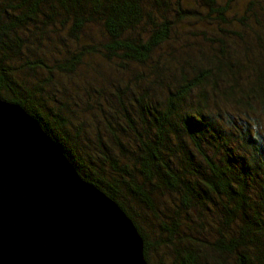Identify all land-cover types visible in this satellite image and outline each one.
<instances>
[{
  "label": "trees",
  "instance_id": "16d2710c",
  "mask_svg": "<svg viewBox=\"0 0 264 264\" xmlns=\"http://www.w3.org/2000/svg\"><path fill=\"white\" fill-rule=\"evenodd\" d=\"M52 74L72 87L49 100ZM0 99L131 219L145 261L150 243L125 203L169 217L172 231L188 222L165 192L183 213L200 210L197 227L202 209L217 213L212 264H264V134L250 114L264 121V0H0ZM226 105L244 121L234 148ZM195 261L186 250L177 264Z\"/></svg>",
  "mask_w": 264,
  "mask_h": 264
},
{
  "label": "water",
  "instance_id": "95a60500",
  "mask_svg": "<svg viewBox=\"0 0 264 264\" xmlns=\"http://www.w3.org/2000/svg\"><path fill=\"white\" fill-rule=\"evenodd\" d=\"M0 264H146L142 238L19 104L0 99Z\"/></svg>",
  "mask_w": 264,
  "mask_h": 264
},
{
  "label": "rangeland",
  "instance_id": "374dc122",
  "mask_svg": "<svg viewBox=\"0 0 264 264\" xmlns=\"http://www.w3.org/2000/svg\"><path fill=\"white\" fill-rule=\"evenodd\" d=\"M51 34L53 33L48 32V34L44 36L45 42H47L50 38L52 41H54ZM98 40H100L99 37L94 38V42H97ZM73 46L75 45H71L69 49H72ZM65 53H66L65 49L64 48L61 49V55ZM24 54L28 56V54L26 53ZM91 56L92 55H90L89 57ZM46 61L48 63H52L51 57L49 59H46ZM103 70L108 71L107 68H104ZM61 78L62 77L59 75L57 77V75L52 74V79L53 80L57 79L59 84L47 89V95L49 100L55 97H64L65 95L62 94L63 88L71 89L72 86L70 85L71 84L70 80H65L68 79L67 77H63L65 79L62 80ZM221 108L223 115L221 116L219 122H221L225 126L227 131H229L226 132V130H224L227 133L226 141L229 143V145L232 144V147L234 148L237 143V136H236L237 132L234 131V127H237L240 130V127L242 128L244 126L243 124L244 121L243 118H241V116L235 115L234 111L230 108V106L228 105L224 107L221 106ZM250 114L253 121L257 124L258 128L260 129V131L264 134V121L262 119L263 117L258 114L257 110L256 112H252V113L250 111ZM230 121L233 125H228V122ZM103 122L104 124L101 122L100 123L104 128V126L107 125L106 124L107 122L106 121ZM97 127L99 130H101L100 131L101 134L105 135V132L107 130L104 128L105 132L102 131L100 125L98 126V124ZM91 129L93 130V128ZM101 134L100 136L102 137ZM158 199L160 202H162V204L166 209H169L171 214H173L171 212V209L174 208V204L176 203L178 207L177 210L180 214L179 218L185 217L186 221L184 222L185 223L188 222V223L183 225H181L182 223H180L179 226L173 225L174 228L172 229V231H170L165 227L164 224L166 221L170 225L173 224L171 220H169V217L164 216L160 213L158 214V216H156L147 210L148 206L146 207L140 206L141 204L136 200H127L125 206L130 211L132 218L137 223L140 231L142 232L146 240L150 243V247H148L149 260H146V263L147 264H177L179 260V256L183 254L186 250H191L192 253L196 255L195 264H212V262H215V257L213 255L209 253L205 254L204 247H207V245L204 243V241L206 242L207 240L210 239L214 240L215 238V232H214V228H212L213 224L210 217L213 218L216 217L217 213L214 211L206 212L202 209L201 212L203 215L201 216L203 217L204 221H206L207 224L206 225L202 224L203 226L197 227L195 223L197 221L196 216L200 215V210L190 209L188 211L186 210L183 213V210L181 209L182 207L180 206L181 204L179 205L178 201L176 202V200L173 197V194L162 192L158 195ZM218 205L220 206V202H218ZM189 236L197 237L199 239L198 241L200 242H198L197 245L193 246L191 241H188L187 239L185 240V238ZM203 236H205L207 239H203ZM178 252L180 253L177 254ZM216 259H217L216 262L222 261L221 256L218 254Z\"/></svg>",
  "mask_w": 264,
  "mask_h": 264
}]
</instances>
